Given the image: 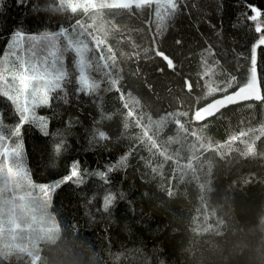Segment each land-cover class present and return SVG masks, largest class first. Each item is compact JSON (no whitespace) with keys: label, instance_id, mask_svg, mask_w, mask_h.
Segmentation results:
<instances>
[{"label":"trees","instance_id":"trees-1","mask_svg":"<svg viewBox=\"0 0 264 264\" xmlns=\"http://www.w3.org/2000/svg\"><path fill=\"white\" fill-rule=\"evenodd\" d=\"M160 3L0 0V71L22 51L8 47L17 31L56 37L64 70L39 108L47 134L20 130L33 178L63 181L51 202L60 235L37 257L0 252V264H264V0ZM254 77L260 99L198 118ZM0 112L20 119L2 92Z\"/></svg>","mask_w":264,"mask_h":264},{"label":"rangeland","instance_id":"rangeland-1","mask_svg":"<svg viewBox=\"0 0 264 264\" xmlns=\"http://www.w3.org/2000/svg\"><path fill=\"white\" fill-rule=\"evenodd\" d=\"M113 1L118 3L125 2V0ZM132 1L141 3L146 0ZM148 1L150 2L153 0ZM159 1L161 2L160 5L162 4L161 6L163 11H165L167 7L172 8L174 0ZM15 33L10 37L8 46L12 43V38ZM20 33L23 37L21 46H18L13 50L22 48V51L20 50V53L16 52L14 56L8 58L9 60L7 62V65L9 68L18 67L20 61L17 59V57H19L20 60H23L25 62V66L35 63L42 70L44 68H47V70L49 72H52L53 75L56 74L57 69L64 73L60 57L57 55L58 50L57 43L55 42L56 39L46 49H42L41 47L35 48L34 42L29 44L27 37H24L22 32ZM42 36L44 35H41L40 37ZM80 38L84 39V37ZM80 47L83 52L84 50H86V45L81 43ZM84 54L85 53L81 52L79 64L80 69H82L81 75H83V77L87 81V84L89 85L90 78L87 73ZM3 68L4 64L1 71L3 70ZM249 85L258 88L256 77L251 80ZM2 87L3 85L1 84L0 88ZM51 92L49 94L50 98ZM42 105L43 104L37 105L34 109V112L36 117L43 118L47 121V131L48 118L39 109ZM29 107H31L30 102ZM29 122L32 121L30 120ZM20 124L21 117L19 121L16 122L7 121L2 119V113L0 112V252L2 254H7L13 251H22L26 252L30 256L37 257L36 255L38 249L40 248V244L43 241H54L59 237L60 226L51 209L53 191L51 192L50 200L48 202H45L39 193L40 186L53 184L39 183L33 178L30 170H28V167L25 163L24 148L22 150V156L20 157L19 163L26 171L31 184L25 181L23 177H11L3 172V168H6L8 164L12 163V161L4 156L2 150L4 148H7L9 151H11V149H13L17 144L22 143L20 134L19 136L14 135L16 127L20 126ZM34 124H36L41 129L38 123ZM13 166L15 167V165ZM32 185H34L35 187H33Z\"/></svg>","mask_w":264,"mask_h":264},{"label":"snow or ice","instance_id":"snow-or-ice-1","mask_svg":"<svg viewBox=\"0 0 264 264\" xmlns=\"http://www.w3.org/2000/svg\"><path fill=\"white\" fill-rule=\"evenodd\" d=\"M26 0H17V4H25ZM178 8L177 3L172 4L173 12ZM255 15L251 17L252 20H257L261 15L259 9H254ZM256 32H261L262 29L258 25L255 29ZM29 43L39 41L40 47L42 49H46L51 45L56 37L45 34L42 37L29 36L27 37ZM23 37L20 32H16L12 38V43L8 46L10 49H15L18 46H21V42ZM264 45V35L260 36L258 43L255 47H259ZM15 55V52L12 53ZM17 59L20 61L18 67L9 68L7 65L8 57L4 58V68L0 71V84L3 85L0 88V92L11 100L16 105V110L19 112L21 117L20 126L16 127L14 135L19 136L20 127H22L23 123L29 122L30 120L34 123H38L41 129L47 134V121L43 118H38L35 116L34 109L37 105L43 104L47 105L50 101V92L54 89H58L61 87V81L64 79V73L56 70V74L53 75L52 72H49L47 68L43 70L37 66V64L33 63L28 66H25V62L20 60L19 57ZM82 71V69H81ZM10 78V79H9ZM80 89L85 92H89V86L87 81L80 75L79 78ZM29 102L31 103V107H29ZM100 139H105V134L103 132L98 133ZM62 144H57L54 146V152L59 154ZM23 145L22 143L17 144L11 151L7 148H4L3 154L12 163L8 164L6 168H3V172L11 177H23L25 181L31 184V181L26 173V171L22 168L19 163L20 157L22 156ZM15 165V167L13 166ZM111 171V169H109ZM79 164H73L71 169V174L67 176L66 180H72L74 177H79ZM101 178L104 177L103 173H97ZM79 182V181H78ZM58 182L53 185H44L40 186L39 193L42 196L45 202L50 200L51 192L60 186ZM35 187L34 185H32ZM113 202V197L111 195L107 196L104 200V209L106 210Z\"/></svg>","mask_w":264,"mask_h":264},{"label":"water","instance_id":"water-1","mask_svg":"<svg viewBox=\"0 0 264 264\" xmlns=\"http://www.w3.org/2000/svg\"><path fill=\"white\" fill-rule=\"evenodd\" d=\"M147 1L148 0L143 2ZM261 96L262 92L259 90V88L252 85H246L238 88L235 91L212 99L198 109L197 116L200 120H207L213 116H216L223 109L231 105L240 104L251 100H258L261 98Z\"/></svg>","mask_w":264,"mask_h":264}]
</instances>
